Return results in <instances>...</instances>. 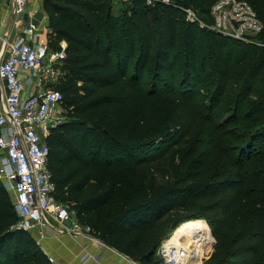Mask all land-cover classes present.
Segmentation results:
<instances>
[{
  "label": "trees",
  "instance_id": "trees-1",
  "mask_svg": "<svg viewBox=\"0 0 264 264\" xmlns=\"http://www.w3.org/2000/svg\"><path fill=\"white\" fill-rule=\"evenodd\" d=\"M130 1L131 14L121 15H115L113 0L43 1L52 48L67 44L56 88L64 95L68 122L48 139L58 200L90 225L95 237L133 258L158 224L201 200L215 202L214 188L227 174L219 184L232 190L231 205L245 201L254 211L255 237L264 249V151L240 158L227 173L213 172L209 160L195 157L197 147L178 158L211 113L194 103L190 90L173 89L183 65L190 69L184 86L192 75L200 77L199 65H211L216 100L243 78L241 105L249 100L250 115L263 113L264 28L259 46L188 19L192 9L212 25L211 10L219 0ZM244 1L264 25V0ZM149 72L154 80L147 90L143 82ZM263 119L260 115L255 125ZM261 133L263 127L249 138ZM17 221L13 199L0 189V264H52L33 235L15 228ZM214 232L220 240L215 264H242L235 261L242 233ZM208 242L206 249L213 236ZM252 253L259 255L258 250ZM143 263L161 261L145 256Z\"/></svg>",
  "mask_w": 264,
  "mask_h": 264
},
{
  "label": "built area",
  "instance_id": "built-area-1",
  "mask_svg": "<svg viewBox=\"0 0 264 264\" xmlns=\"http://www.w3.org/2000/svg\"><path fill=\"white\" fill-rule=\"evenodd\" d=\"M12 10L17 35L0 32V180L12 196L18 214L15 228L45 237L53 228L73 238L95 237L90 225L57 197V184L50 168L48 139L63 122L59 110L63 93L56 88L63 75L66 46L52 48L40 37L34 20L36 5L44 0H0ZM151 3L154 0H150ZM197 22L196 12L187 11ZM213 29L234 40L263 45L257 37L264 25L254 7L244 0H219L211 10ZM161 264H185V249L163 243L158 251ZM50 263L61 264L53 256ZM97 259L89 252L83 263ZM99 260V259H98ZM65 264H75L69 262Z\"/></svg>",
  "mask_w": 264,
  "mask_h": 264
},
{
  "label": "rangeland",
  "instance_id": "rangeland-1",
  "mask_svg": "<svg viewBox=\"0 0 264 264\" xmlns=\"http://www.w3.org/2000/svg\"><path fill=\"white\" fill-rule=\"evenodd\" d=\"M163 1L167 2V4L176 2V0ZM147 2L154 5L156 0L153 3L150 0H147ZM113 6L115 15H121L123 12L131 14L133 2L130 0H113ZM196 16L198 18L197 23L204 29L209 30V20L198 13ZM43 36L44 40H46L47 35ZM238 56L239 53L236 52L232 61H237ZM183 58V61H185L186 55H183ZM189 70L187 65L179 68L177 71V82L173 89L177 91L190 90L194 103L204 107L206 114L211 113V116L207 117L197 128L192 139L185 144V149L178 152V158H182L184 153L197 147L198 153L195 157L200 158L204 162L209 160L213 166V172L220 173L225 171L227 173L230 169L229 167H232L233 164L235 166L240 158H248L264 151V133L259 134L252 141L249 138L259 128H264V122L255 125L257 118L260 115L264 116V112L260 115H250L249 100L244 101L243 106L241 105L243 99L240 95V90L244 79H236L231 87L233 89L232 92L230 93V89L223 98L216 100L214 98L216 83L213 82L212 74H209L211 65L206 68L199 65L198 72L200 77L195 78L192 75L190 84L184 86L185 75L190 73ZM62 77L63 75L60 80ZM153 80V73H147L143 82L147 90L151 87ZM260 85L264 89V76L260 81ZM59 116L64 118L62 123L68 122L63 106L59 110ZM242 136H244V139H242ZM237 137H240V140H237ZM226 178L227 174L219 179V183L222 184V181ZM219 183L214 188L217 193L215 202L208 199L201 200L196 205L182 210L167 224H158L157 227L147 233L144 248L136 251L133 258L126 256L127 260L132 264H144L143 258L145 256H151L153 260H159L158 251L161 245L165 243L169 233L176 228L175 226L190 219H198L206 224L209 229L206 232L210 234L204 241H200V238L198 239V246L194 250L193 264H215L217 259L214 256L218 250L220 240L216 236L214 229L220 228L224 230V233H230L229 236H233L234 233H242L243 241L235 248L238 253L237 258H235L236 262L238 261L242 264H264V249L261 248L259 240L255 237L254 211L245 201L231 205L234 198L232 190H225ZM0 189L12 199L1 180ZM115 208L116 203L110 205L111 210ZM212 236L213 242L206 249ZM205 249L206 251L203 252ZM254 250L259 251L257 257L252 253Z\"/></svg>",
  "mask_w": 264,
  "mask_h": 264
},
{
  "label": "crops",
  "instance_id": "crops-1",
  "mask_svg": "<svg viewBox=\"0 0 264 264\" xmlns=\"http://www.w3.org/2000/svg\"><path fill=\"white\" fill-rule=\"evenodd\" d=\"M43 9V4L36 5L37 12L34 14V20L40 25V37L44 40L43 35H47L45 38L47 41L50 33V17ZM21 30L22 28L16 27L13 23L12 10L2 1L0 3V32L9 31L13 35H17ZM64 45L67 46L66 42ZM61 233L56 229L47 228L44 238H41L37 233L33 235L42 251L47 256H53L61 264L69 262L85 264L82 262V257L86 252L97 257V259H91L86 264H132L125 255L106 245L97 237H78L75 239L70 235Z\"/></svg>",
  "mask_w": 264,
  "mask_h": 264
},
{
  "label": "bare ground",
  "instance_id": "bare-ground-1",
  "mask_svg": "<svg viewBox=\"0 0 264 264\" xmlns=\"http://www.w3.org/2000/svg\"><path fill=\"white\" fill-rule=\"evenodd\" d=\"M207 230L209 229L206 224L198 219L184 221L169 233L165 245L173 246L179 244L185 249V264H193L194 250L198 246V239L200 238V241H204L210 234L206 232Z\"/></svg>",
  "mask_w": 264,
  "mask_h": 264
}]
</instances>
